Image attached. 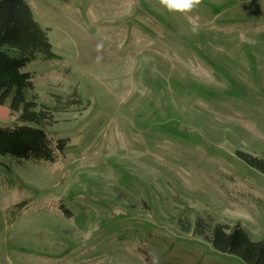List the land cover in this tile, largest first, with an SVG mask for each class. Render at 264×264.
Listing matches in <instances>:
<instances>
[{
    "label": "rangeland",
    "instance_id": "rangeland-1",
    "mask_svg": "<svg viewBox=\"0 0 264 264\" xmlns=\"http://www.w3.org/2000/svg\"><path fill=\"white\" fill-rule=\"evenodd\" d=\"M27 1L56 57L22 71L84 104L55 112V162L0 157V264H246L179 219L264 239V175L235 154L264 158V0H204L197 34L159 0Z\"/></svg>",
    "mask_w": 264,
    "mask_h": 264
},
{
    "label": "trees",
    "instance_id": "trees-1",
    "mask_svg": "<svg viewBox=\"0 0 264 264\" xmlns=\"http://www.w3.org/2000/svg\"><path fill=\"white\" fill-rule=\"evenodd\" d=\"M38 56L56 57L48 32L35 19L27 0H0V105L16 114L15 123L0 126V157L55 162L67 148L69 137L50 135L55 112L80 108L84 99L75 89L53 94L54 104L39 101L34 74L22 68ZM236 156L264 175V158L243 150ZM68 215L72 211L62 205ZM181 230L192 232L221 253L239 257L246 264H264V239L254 240L241 223L216 222L207 215L194 221L180 218Z\"/></svg>",
    "mask_w": 264,
    "mask_h": 264
},
{
    "label": "clouds",
    "instance_id": "clouds-1",
    "mask_svg": "<svg viewBox=\"0 0 264 264\" xmlns=\"http://www.w3.org/2000/svg\"><path fill=\"white\" fill-rule=\"evenodd\" d=\"M204 3V0H159L160 6H162L167 12L179 14L189 19L191 25V32L197 34L199 31V22L196 17L191 14L200 8ZM102 47L98 45L97 48ZM152 264H159L158 258L153 256Z\"/></svg>",
    "mask_w": 264,
    "mask_h": 264
}]
</instances>
